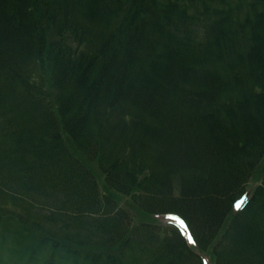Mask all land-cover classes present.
<instances>
[{
  "label": "trees",
  "instance_id": "16d2710c",
  "mask_svg": "<svg viewBox=\"0 0 264 264\" xmlns=\"http://www.w3.org/2000/svg\"><path fill=\"white\" fill-rule=\"evenodd\" d=\"M164 212L264 264V0H0V264H201Z\"/></svg>",
  "mask_w": 264,
  "mask_h": 264
},
{
  "label": "snow or ice",
  "instance_id": "6c2138e0",
  "mask_svg": "<svg viewBox=\"0 0 264 264\" xmlns=\"http://www.w3.org/2000/svg\"><path fill=\"white\" fill-rule=\"evenodd\" d=\"M245 203H246V197H243L240 201L236 202L235 207L239 209V208H241ZM189 239H191V237H190Z\"/></svg>",
  "mask_w": 264,
  "mask_h": 264
},
{
  "label": "rangeland",
  "instance_id": "374dc122",
  "mask_svg": "<svg viewBox=\"0 0 264 264\" xmlns=\"http://www.w3.org/2000/svg\"><path fill=\"white\" fill-rule=\"evenodd\" d=\"M97 175H99L98 172H97ZM251 183H252V182H251ZM251 183H249V186L252 185ZM248 188L250 189V187H248ZM251 191H252V190L250 189V193H251ZM122 200H124V198H123ZM158 218L161 219V220H157V221L163 223V222L166 221L167 216H166V218H165V217H162V216H159Z\"/></svg>",
  "mask_w": 264,
  "mask_h": 264
}]
</instances>
